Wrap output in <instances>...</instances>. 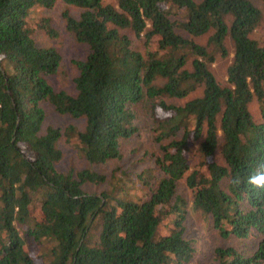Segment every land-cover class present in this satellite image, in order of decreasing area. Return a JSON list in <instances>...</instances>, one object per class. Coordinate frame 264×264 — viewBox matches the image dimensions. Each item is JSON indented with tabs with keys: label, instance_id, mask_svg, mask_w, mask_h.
I'll return each instance as SVG.
<instances>
[{
	"label": "trees",
	"instance_id": "16d2710c",
	"mask_svg": "<svg viewBox=\"0 0 264 264\" xmlns=\"http://www.w3.org/2000/svg\"><path fill=\"white\" fill-rule=\"evenodd\" d=\"M57 1L0 0V264H188L192 214L238 240L216 264H264V190L246 183L264 163V0H64L82 9L65 13L86 48L75 93L52 84L62 55L35 38L56 33L36 14ZM47 105L84 127L44 129ZM63 137L96 166H156L131 186L122 169L62 171Z\"/></svg>",
	"mask_w": 264,
	"mask_h": 264
},
{
	"label": "rangeland",
	"instance_id": "374dc122",
	"mask_svg": "<svg viewBox=\"0 0 264 264\" xmlns=\"http://www.w3.org/2000/svg\"><path fill=\"white\" fill-rule=\"evenodd\" d=\"M259 6H262L261 0H254ZM82 9L76 6L66 3L64 0H58L57 3L51 8H40L37 11L36 16L38 20L49 19L50 24L53 27L55 34H50L45 28L36 26L35 38L39 45L42 46H54L62 55V64L56 75L51 77L52 84L57 89H65L71 93H75L74 79L78 74V68L76 61L85 57L86 48L84 44L79 43L74 35L67 29L65 13H69L72 16L78 17ZM209 34L196 38V41L200 43H206ZM257 37L264 40V26L257 31ZM137 47L140 49L144 47L143 41H136ZM228 46H232V40L228 39ZM232 50V48H231ZM232 54V52H231ZM230 57L221 58L217 57L216 62L212 64V69L216 73L220 81L225 82L227 75V67L230 63ZM253 111L259 109L257 102L252 104ZM53 125L65 129L68 125H76L79 128H83L85 120L82 118H73L69 115L59 114L51 105H47V118L44 124V129ZM153 143L144 142V146L141 149L153 148ZM59 146L63 151V159L57 164V167L62 171H68L71 169L79 170L83 168L97 169L103 172H113L116 169V175L122 176L121 169L128 172L126 178V185H130L135 181L137 175L143 172L145 169L156 166L155 158L149 154L135 153L127 156L123 161L117 163H110L105 165H93L86 159L79 156L72 143H69L65 137L61 138ZM108 184L103 186H96L92 184L85 185V189L88 192L100 193L103 189L108 188ZM185 183L180 186V191L185 189ZM188 237L194 239L195 254L192 260L188 264H216L215 248L218 245H237L238 240L223 239L218 230L213 224L204 222L199 216L191 215L186 223ZM255 239L246 240L243 244L245 248H253L255 245Z\"/></svg>",
	"mask_w": 264,
	"mask_h": 264
},
{
	"label": "clouds",
	"instance_id": "9594fccd",
	"mask_svg": "<svg viewBox=\"0 0 264 264\" xmlns=\"http://www.w3.org/2000/svg\"><path fill=\"white\" fill-rule=\"evenodd\" d=\"M235 183H240L237 178ZM246 183L253 188L264 190V163L257 165L246 178Z\"/></svg>",
	"mask_w": 264,
	"mask_h": 264
}]
</instances>
